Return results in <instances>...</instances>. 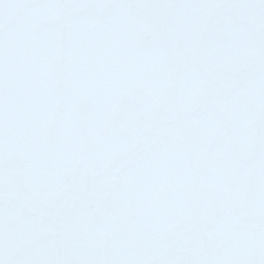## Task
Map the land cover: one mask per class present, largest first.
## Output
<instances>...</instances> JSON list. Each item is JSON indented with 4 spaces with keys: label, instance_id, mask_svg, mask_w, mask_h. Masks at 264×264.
<instances>
[{
    "label": "snow or ice",
    "instance_id": "6c2138e0",
    "mask_svg": "<svg viewBox=\"0 0 264 264\" xmlns=\"http://www.w3.org/2000/svg\"><path fill=\"white\" fill-rule=\"evenodd\" d=\"M0 264H264V0H0Z\"/></svg>",
    "mask_w": 264,
    "mask_h": 264
}]
</instances>
